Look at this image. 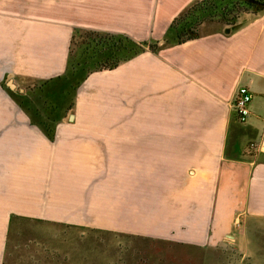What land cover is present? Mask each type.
I'll list each match as a JSON object with an SVG mask.
<instances>
[{
	"label": "crops",
	"instance_id": "0c3cea01",
	"mask_svg": "<svg viewBox=\"0 0 264 264\" xmlns=\"http://www.w3.org/2000/svg\"><path fill=\"white\" fill-rule=\"evenodd\" d=\"M192 1L0 0V264L20 217L214 246L264 218V10L92 69L50 128L20 101L64 73L76 30L161 39Z\"/></svg>",
	"mask_w": 264,
	"mask_h": 264
},
{
	"label": "rangeland",
	"instance_id": "374dc122",
	"mask_svg": "<svg viewBox=\"0 0 264 264\" xmlns=\"http://www.w3.org/2000/svg\"><path fill=\"white\" fill-rule=\"evenodd\" d=\"M29 1L36 3V8L43 3ZM237 7L255 14L264 10L253 0H194L172 19L161 39L134 40L122 33L76 30L64 73L45 86L23 88L21 104L34 121L50 128L57 112L71 107L76 85L92 69L110 67L147 49L156 51L177 39L178 33L182 38L191 34V29L198 30L195 23L200 17L213 15L214 19L226 20ZM187 8V13L180 16ZM3 264H264V218L246 217L225 245L214 246L108 230L77 231L20 217L12 222Z\"/></svg>",
	"mask_w": 264,
	"mask_h": 264
},
{
	"label": "built area",
	"instance_id": "2783aa9c",
	"mask_svg": "<svg viewBox=\"0 0 264 264\" xmlns=\"http://www.w3.org/2000/svg\"><path fill=\"white\" fill-rule=\"evenodd\" d=\"M252 93L247 86L241 85L237 88L235 97V109L240 120H245L249 113L248 104L251 100ZM251 147H256V142H250Z\"/></svg>",
	"mask_w": 264,
	"mask_h": 264
},
{
	"label": "trees",
	"instance_id": "16d2710c",
	"mask_svg": "<svg viewBox=\"0 0 264 264\" xmlns=\"http://www.w3.org/2000/svg\"><path fill=\"white\" fill-rule=\"evenodd\" d=\"M205 1V0H204ZM237 2V1H236ZM235 2V3H236ZM256 2H258L259 4H260V7L261 8H264V0H253V4H255ZM189 10V8H187L183 13H181L180 14V16H183L184 14H186L187 13V11ZM242 11H248V9L247 8H244V7H237V9H236V11H234L232 14H231V16H230V18L229 19H226V20H223V19H220V18H216L217 20H220V21H224V22H226V23H232L233 21H234V19L240 14V12H242ZM177 17H179V16H176V17H174V19H176ZM173 19V20H174ZM205 19H214V17H213V15H209V16H206V17H200L198 20H197V22L195 23L196 24V26H198L199 24H200V22L201 21H203V20H205ZM173 20H172V22L170 23V25H172L173 24ZM191 34H187L186 36H184V37H180L179 36V33H178V35H177V41H183V40H185V39H188V38H191V37H194V36H196V34H197V30H193V29H191Z\"/></svg>",
	"mask_w": 264,
	"mask_h": 264
}]
</instances>
